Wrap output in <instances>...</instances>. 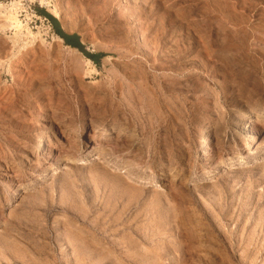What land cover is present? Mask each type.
Listing matches in <instances>:
<instances>
[{
    "label": "rangeland",
    "instance_id": "obj_1",
    "mask_svg": "<svg viewBox=\"0 0 264 264\" xmlns=\"http://www.w3.org/2000/svg\"><path fill=\"white\" fill-rule=\"evenodd\" d=\"M52 2L0 0V264H264V0Z\"/></svg>",
    "mask_w": 264,
    "mask_h": 264
},
{
    "label": "bare ground",
    "instance_id": "obj_2",
    "mask_svg": "<svg viewBox=\"0 0 264 264\" xmlns=\"http://www.w3.org/2000/svg\"><path fill=\"white\" fill-rule=\"evenodd\" d=\"M29 1H31V2H38L41 6H43V7H47V9L57 18V8L53 5V2H52V0H29ZM1 9H2V7L0 6V14L3 16V18H4V22H3V24L2 25H0V29L3 31V30H5V29H10V28H12L13 26H14V24H16L17 23V18H16V15H17V12H6L5 11V13H3L2 11H1ZM19 26V25H18ZM15 27V26H14ZM16 37V36H15ZM17 39V38H16ZM13 40H14V38H13ZM57 40L58 41H60V42H62L63 40H61L60 38H57ZM20 42V41H19ZM20 46V45H19ZM21 48V47H20ZM69 51H72V52H70V53H73L74 52V49H71V48H67ZM76 50V49H75ZM63 52V51H62ZM62 52H60V53H62ZM15 53V52H14ZM66 53L67 52H63V55H66ZM75 53V52H74ZM61 55V54H60ZM71 55V54H70ZM68 56V55H67ZM63 57V56H62ZM65 57V56H64ZM66 59V58H65ZM83 59V58H82ZM84 63L86 64V66L87 67H89V68H92L93 66V64L89 61V60H87V59H85L84 60ZM7 67V66H6ZM10 70V69H9ZM90 70V69H89ZM92 71V70H91ZM94 71V70H93ZM89 73H91V72H89ZM92 74V73H91ZM259 115H261L260 113H258V115H256L255 113H253V114H249V116L248 117H246V119H247V123H248V127H251L252 126V124H254V122H255V120H257V118L255 119V117H257L258 116V118H259ZM250 130V129H249ZM124 134V131L123 130H121V132H120V135H123ZM203 140H204V142L202 141V145H201V149H202V155L203 156H207L209 153H210V149H211V145H210V138H209V136H208V134H206V132H205V135H204V138H203ZM46 137H44V136H42L41 138H40V141L38 142V144L39 145H37V148L38 149H40V148H42L44 151H46L45 150V147H46ZM255 144V142H254V139H253V137H250V139H249V141H248V143H247V145H248V147H247V149L248 150H250V149H252V146ZM245 162V161H244Z\"/></svg>",
    "mask_w": 264,
    "mask_h": 264
},
{
    "label": "trees",
    "instance_id": "obj_3",
    "mask_svg": "<svg viewBox=\"0 0 264 264\" xmlns=\"http://www.w3.org/2000/svg\"><path fill=\"white\" fill-rule=\"evenodd\" d=\"M38 15L48 19L51 24L53 25V29L55 34L64 41L66 46H69L73 49L78 50L79 52L83 53V55L92 61L95 65L99 66L101 60L106 56L104 53H88L85 50L84 45L81 42V38L78 34H67L61 27V24L58 19L47 13L45 10H38Z\"/></svg>",
    "mask_w": 264,
    "mask_h": 264
}]
</instances>
